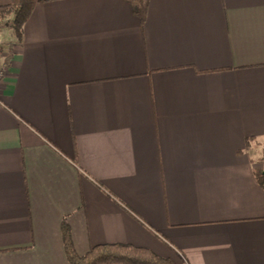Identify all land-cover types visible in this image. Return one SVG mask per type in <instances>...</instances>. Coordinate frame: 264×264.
<instances>
[{
    "label": "crops",
    "instance_id": "obj_1",
    "mask_svg": "<svg viewBox=\"0 0 264 264\" xmlns=\"http://www.w3.org/2000/svg\"><path fill=\"white\" fill-rule=\"evenodd\" d=\"M3 34L0 264H69L63 223L79 256L264 264V0H37Z\"/></svg>",
    "mask_w": 264,
    "mask_h": 264
},
{
    "label": "trees",
    "instance_id": "obj_2",
    "mask_svg": "<svg viewBox=\"0 0 264 264\" xmlns=\"http://www.w3.org/2000/svg\"><path fill=\"white\" fill-rule=\"evenodd\" d=\"M132 10V13L144 23L149 0H124ZM37 0H10L4 7L5 11L12 16L11 29L17 40L21 38L24 24L31 15ZM264 188V176L258 178ZM62 237L65 254L69 264H175L162 258L147 249L131 245H100L91 248L83 256L77 255L73 249L69 230L65 223L62 224Z\"/></svg>",
    "mask_w": 264,
    "mask_h": 264
},
{
    "label": "rangeland",
    "instance_id": "obj_3",
    "mask_svg": "<svg viewBox=\"0 0 264 264\" xmlns=\"http://www.w3.org/2000/svg\"><path fill=\"white\" fill-rule=\"evenodd\" d=\"M0 34H2L3 32L6 34L8 33H12V29H11V21H12V16L10 14H8L5 9L3 12L0 13ZM3 30V31H1ZM3 34V35H5ZM6 34V36H7ZM13 34V33H12ZM5 36V37H6ZM0 52L2 53V50L0 49ZM262 148H263V153H264V143L262 145ZM262 163H264V159H262L261 161Z\"/></svg>",
    "mask_w": 264,
    "mask_h": 264
},
{
    "label": "built area",
    "instance_id": "obj_4",
    "mask_svg": "<svg viewBox=\"0 0 264 264\" xmlns=\"http://www.w3.org/2000/svg\"><path fill=\"white\" fill-rule=\"evenodd\" d=\"M1 75H2V73H1V70H0V78H1Z\"/></svg>",
    "mask_w": 264,
    "mask_h": 264
},
{
    "label": "water",
    "instance_id": "obj_5",
    "mask_svg": "<svg viewBox=\"0 0 264 264\" xmlns=\"http://www.w3.org/2000/svg\"><path fill=\"white\" fill-rule=\"evenodd\" d=\"M263 175H264V172H263Z\"/></svg>",
    "mask_w": 264,
    "mask_h": 264
}]
</instances>
